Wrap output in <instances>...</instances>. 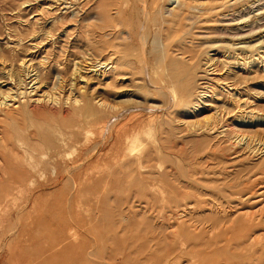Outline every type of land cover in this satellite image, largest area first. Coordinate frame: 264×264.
Returning a JSON list of instances; mask_svg holds the SVG:
<instances>
[{
    "label": "rangeland",
    "instance_id": "1",
    "mask_svg": "<svg viewBox=\"0 0 264 264\" xmlns=\"http://www.w3.org/2000/svg\"><path fill=\"white\" fill-rule=\"evenodd\" d=\"M142 1L0 0V264H264V0Z\"/></svg>",
    "mask_w": 264,
    "mask_h": 264
},
{
    "label": "bare ground",
    "instance_id": "2",
    "mask_svg": "<svg viewBox=\"0 0 264 264\" xmlns=\"http://www.w3.org/2000/svg\"><path fill=\"white\" fill-rule=\"evenodd\" d=\"M142 1V0H141ZM180 0H169V4H175L176 6H174V7H178L179 6V4H180V2H179ZM218 1V0H217ZM238 1V0H237ZM140 2V1H139ZM143 2V1H142ZM141 2V3H142ZM222 2V1H221ZM218 3H220V2H218ZM147 4H145V3H142V6H143V8H145V12L147 11L146 10V8H147V6H146ZM182 5V4H181ZM171 7V6H170ZM183 7V6H182ZM179 8V7H178ZM216 8V7H215ZM176 9V8H175ZM167 10H169V12L170 11H173L172 9H167ZM217 11V10H216ZM148 12V11H147ZM169 12H167V14H170ZM184 12V11H183ZM218 12V11H217ZM146 14H148V13H146ZM200 21V20H199ZM207 23V22H206ZM162 60V59H161ZM111 62H112V59L110 60ZM109 63V62H108ZM113 63V62H112ZM115 63V62H114ZM209 63V62H208ZM110 64V63H109ZM116 64V63H115ZM166 64V63H165ZM104 65V64H103ZM111 67L113 68V66L111 65ZM111 69V68H110ZM114 69V68H113ZM115 70V69H114ZM117 70V69H116ZM110 71V70H109ZM115 72V71H114ZM84 78V77H83ZM82 78V79H83ZM85 79V78H84ZM163 81V80H162ZM160 82V81H159ZM23 83V82H22ZM20 84V83H19ZM163 85V84H162ZM155 86V85H154ZM13 87V86H12ZM12 90V89H11ZM37 90V92H38V89H36ZM33 92V91H32ZM14 93L16 94V92L14 91L13 92V95H14ZM17 94H18V92H17ZM19 95H21V94H19ZM35 95V94H34ZM17 96V95H16ZM45 96V95H44ZM10 97H12V95H11V93H10V91L9 92H6V93H4V92H0V104H1V106L3 107L4 105H6L7 104V99H9ZM18 97V96H17ZM34 97V96H33ZM13 98H14V96H13ZM20 98V97H19ZM45 98H46V96H45ZM48 98V97H47ZM172 98V97H171ZM4 99V100H3ZM38 99V98H37ZM40 99V98H39ZM3 100V101H2ZM13 100V99H12ZM32 100V99H31ZM30 100V101H31ZM41 100H43V99H41ZM9 101V100H8ZM44 101V100H43ZM14 102V101H13ZM103 102V101H102ZM9 103H12V101L11 102H9ZM31 103V102H30ZM36 103V102H35ZM101 103V102H100ZM32 104V103H31ZM34 104V103H33ZM56 104V103H55ZM105 104V103H104ZM9 105V104H8ZM14 105V104H13ZM15 105H17V104H15ZM10 106V105H9ZM101 106V105H100ZM106 106V105H105ZM5 107V106H4ZM17 108H18V105L16 106ZM21 107V106H20ZM6 108H9V107H6ZM157 108V107H156ZM1 109H3V108H1ZM16 109V108H15ZM151 109V108H150ZM152 110V109H151ZM130 114H132L131 112H129ZM129 113H127L126 115L124 114V111H122L121 113H119V115H117L116 117L114 116L112 119H110V121H109V128H116L117 129V122H119L122 118H123V116L124 117H127V115L129 114ZM124 114V115H123ZM23 129V128H22ZM104 129V128H103ZM101 130V129H100ZM6 133H8V132H6ZM92 134V133H91ZM7 135V134H6ZM8 136V135H7ZM12 138V137H11ZM4 139V138H3ZM7 139H9L8 137L7 138H5V140H7ZM7 143H8V140H7ZM6 143V144H7ZM9 144V143H8ZM3 147V146H2ZM1 147V148H2ZM19 147V146H18ZM21 148V147H20ZM20 148H18V149H20ZM8 149H9V147H8ZM18 153V152H17ZM16 153V154H17ZM76 153V152H75ZM11 154V153H10ZM25 155H26V152H25ZM18 156H19V154H18ZM27 156V155H26ZM71 157V156H70ZM73 157V156H72ZM26 158V157H25ZM68 158V157H67ZM12 160V159H11ZM10 163H11V161H10ZM1 164H2V162H1ZM3 164H5L4 162H3ZM11 164H13V162L11 163ZM15 164H17V163H15ZM19 165V164H18ZM5 166V165H4ZM26 166V165H25ZM15 167H16V165H15ZM27 167V166H26ZM6 168H8V167H6ZM27 170V169H26ZM29 170V169H28ZM15 172V171H14ZM2 174V173H1ZM10 174V173H9ZM23 174H24V172H23ZM16 175V174H15ZM27 175V174H26ZM14 176V175H13ZM21 176V175H20ZM23 176V175H22ZM1 177V176H0ZM14 178H16V177H14ZM32 178V177H31ZM30 178V179H31ZM7 179V178H6ZM5 179V180H6ZM25 180H26V178H25ZM4 181V180H3ZM30 181V180H29ZM11 182H14V181H11ZM10 182V183H11ZM4 183H7L6 181L4 182ZM14 184V183H13ZM21 186V185H20ZM42 186V185H41ZM25 187V186H24ZM23 188V187H22ZM36 191H38V190H36ZM40 192V191H39ZM27 193H28V191H27ZM20 194V193H19ZM16 195V194H15ZM24 197H25V195H24ZM31 198V197H30ZM29 199V198H28ZM4 200V199H3ZM17 200V199H16ZM13 201V200H12ZM18 201H20V199H18ZM21 202V201H20ZM26 202V201H25ZM25 202H24V204H25ZM33 202V201H32ZM1 203V202H0ZM15 203V202H14ZM26 203H29L28 201L26 202ZM8 204V203H7ZM11 204V203H10ZM5 207V206H4ZM8 207V206H7ZM6 207V208H7ZM17 207H19V206H17ZM17 207H16V210H17ZM26 208H27V206H26ZM11 211H12V208H11ZM24 211V210H23ZM27 211V210H26ZM22 213V212H21ZM24 213V212H23ZM2 215V214H1ZM6 215V214H5ZM8 216V215H7ZM184 216V215H183ZM2 218V217H1ZM7 218V217H6ZM19 218H21V217H19ZM3 229V228H2ZM12 229V228H11ZM17 230V229H16ZM11 231H13V230H11ZM2 232V231H1ZM18 243V242H17ZM16 243V244H17ZM17 247V246H16ZM13 251V250H12ZM14 253H16V252H14ZM16 254H18V253H16ZM15 254V255H16ZM21 263V262H20Z\"/></svg>",
    "mask_w": 264,
    "mask_h": 264
},
{
    "label": "crops",
    "instance_id": "3",
    "mask_svg": "<svg viewBox=\"0 0 264 264\" xmlns=\"http://www.w3.org/2000/svg\"><path fill=\"white\" fill-rule=\"evenodd\" d=\"M20 229H21V227H20ZM20 231V230H19ZM20 233V232H19ZM19 233H17V235H16V237L19 235ZM35 232H30V233H26L25 235H26V237L24 236V237H22V238H17L19 241H18V243L17 242H15V243H17V244H13V246H14V248H13V250H14V252H16V253H18V254H16V256H23V255H25L26 254V249H28V247L25 245L27 242H29V239L31 238L30 236H28V235H30V234H34ZM30 237V238H29ZM29 238V239H28ZM17 246V247H16ZM23 262V261H19V264H21V263Z\"/></svg>",
    "mask_w": 264,
    "mask_h": 264
},
{
    "label": "clouds",
    "instance_id": "4",
    "mask_svg": "<svg viewBox=\"0 0 264 264\" xmlns=\"http://www.w3.org/2000/svg\"><path fill=\"white\" fill-rule=\"evenodd\" d=\"M147 135V138L151 141V140H154V132L153 131H150L149 133H147L146 134ZM147 147V145L146 144H142V145H140V148L141 149H144V148H146Z\"/></svg>",
    "mask_w": 264,
    "mask_h": 264
}]
</instances>
